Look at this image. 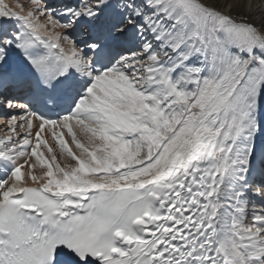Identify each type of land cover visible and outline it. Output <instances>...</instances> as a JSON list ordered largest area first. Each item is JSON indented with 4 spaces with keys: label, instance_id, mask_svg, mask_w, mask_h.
<instances>
[{
    "label": "snow or ice",
    "instance_id": "obj_1",
    "mask_svg": "<svg viewBox=\"0 0 264 264\" xmlns=\"http://www.w3.org/2000/svg\"><path fill=\"white\" fill-rule=\"evenodd\" d=\"M0 264H264V0H0Z\"/></svg>",
    "mask_w": 264,
    "mask_h": 264
},
{
    "label": "bare ground",
    "instance_id": "obj_2",
    "mask_svg": "<svg viewBox=\"0 0 264 264\" xmlns=\"http://www.w3.org/2000/svg\"><path fill=\"white\" fill-rule=\"evenodd\" d=\"M5 2H9V3H15L16 0H5ZM260 0H256V3H259ZM4 134V130H3V125H2V121H0V136H2Z\"/></svg>",
    "mask_w": 264,
    "mask_h": 264
}]
</instances>
